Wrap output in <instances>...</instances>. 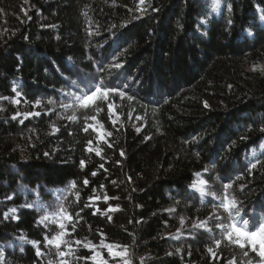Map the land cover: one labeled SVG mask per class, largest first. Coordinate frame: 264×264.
<instances>
[{"label": "trees", "instance_id": "obj_1", "mask_svg": "<svg viewBox=\"0 0 264 264\" xmlns=\"http://www.w3.org/2000/svg\"><path fill=\"white\" fill-rule=\"evenodd\" d=\"M24 7L0 0V264H264V0Z\"/></svg>", "mask_w": 264, "mask_h": 264}, {"label": "rangeland", "instance_id": "obj_2", "mask_svg": "<svg viewBox=\"0 0 264 264\" xmlns=\"http://www.w3.org/2000/svg\"><path fill=\"white\" fill-rule=\"evenodd\" d=\"M22 5L25 6L24 9L27 7L28 5V0H22ZM23 9V11H24ZM2 27L0 26V31H1ZM110 68V67H108ZM255 69H259V70H263L264 69V64H259L255 67ZM104 72L101 71L99 78L101 79L102 83H105L107 81V75L103 74ZM114 95L111 93L109 95V97H113ZM116 97V96H115ZM9 101V100H8ZM108 101H112L110 99H108ZM116 101V100H115ZM12 104L17 105L16 99L11 100ZM54 104V103H53ZM52 104V105H53ZM106 111H107V115L109 116V119L112 123H122L123 117L121 115V112H119L116 108V104L115 103H108V105L106 106ZM32 111V109H28V107H24V106H19L18 107V112L17 114L19 116L25 117L27 116L30 112ZM133 111H129V116H131V114H133ZM136 120H134V124L137 123V121H140L139 117L135 118ZM87 124L89 125V127L95 131V133L97 134V138L98 140H104V137L107 136V132L104 129V125L102 124V122L98 119L97 115L95 116H88V121ZM211 186L210 185H206L205 183H203V185L201 187H199L198 189L201 191V193H205L208 196H212L213 193L210 192L209 188ZM218 220H221V217L218 216L215 212L214 215L208 217L207 219H203V220H194L191 223L186 222L184 219H181L178 227L176 228V230L174 231V233L169 235L171 236L172 240H178L180 238L183 237V235L187 232V231H199V232H207L208 234H214V222H217ZM216 224V223H215ZM220 226H218L219 228ZM77 245L82 247V248H87L88 250L91 251L90 254V258L92 261H94L95 263H108V260L106 258H104V253H106L108 255V257L110 259H118L120 262L125 263L128 262L127 260V253H126V249L125 247L118 245V244H109L106 243L104 241H100L98 244H93L89 241H82V242H77ZM213 255V254H212ZM114 264V263H111ZM229 264H235L233 261H230Z\"/></svg>", "mask_w": 264, "mask_h": 264}, {"label": "snow or ice", "instance_id": "obj_3", "mask_svg": "<svg viewBox=\"0 0 264 264\" xmlns=\"http://www.w3.org/2000/svg\"><path fill=\"white\" fill-rule=\"evenodd\" d=\"M261 19L262 20H264V16H262L261 17ZM69 60H71V58H69ZM95 95V93H93V96ZM92 97H88V99H91ZM87 103V100H85V104ZM91 149H89V151H90ZM97 155H99V152H97ZM83 163V162H82ZM95 174V173H94ZM245 224H248V221H245ZM261 231H264V225H262L261 226ZM253 233H255V234H257L255 231H252L250 234H253ZM253 239H254V241H256V238L255 237H253ZM257 242V241H256ZM255 242V243H256ZM254 243V244H255ZM259 247H260V255L262 256V257H264V241H261V242H259Z\"/></svg>", "mask_w": 264, "mask_h": 264}]
</instances>
